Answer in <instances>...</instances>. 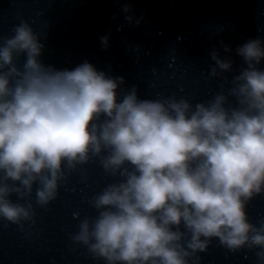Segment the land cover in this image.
<instances>
[{"label":"clouds","instance_id":"obj_1","mask_svg":"<svg viewBox=\"0 0 264 264\" xmlns=\"http://www.w3.org/2000/svg\"><path fill=\"white\" fill-rule=\"evenodd\" d=\"M43 48L27 22L0 44V219L34 220L33 193L46 208L69 172L97 158L121 179L92 197L98 215L72 237L95 258L192 264L216 238L232 252L259 249L264 261V220L247 213L264 194V39L236 50L246 67L227 92L196 104L135 89L121 99L123 77L89 62L58 70L42 63ZM211 56V77L231 71L230 59Z\"/></svg>","mask_w":264,"mask_h":264},{"label":"water","instance_id":"obj_2","mask_svg":"<svg viewBox=\"0 0 264 264\" xmlns=\"http://www.w3.org/2000/svg\"><path fill=\"white\" fill-rule=\"evenodd\" d=\"M125 5L131 10L125 12ZM22 22L40 36L45 65L72 70L89 62L110 77H123L121 99L135 89L140 99L176 97L196 104L227 92L246 67L236 50L264 39V0H0V44ZM213 52L233 62L223 77L210 76ZM24 60L19 56L17 64ZM229 101L236 104L235 97ZM120 179L93 158L69 172L46 208L33 193L34 220L0 219V264H105L72 237L84 218L98 215L92 197ZM247 213L254 224L264 220V194L249 202ZM259 251L232 252L214 238L192 264H264Z\"/></svg>","mask_w":264,"mask_h":264}]
</instances>
